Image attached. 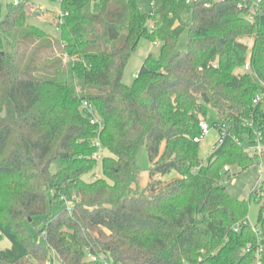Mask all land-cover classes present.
Masks as SVG:
<instances>
[{
  "label": "trees",
  "instance_id": "1",
  "mask_svg": "<svg viewBox=\"0 0 264 264\" xmlns=\"http://www.w3.org/2000/svg\"><path fill=\"white\" fill-rule=\"evenodd\" d=\"M58 1L60 38L29 22L33 0L5 10L0 0V242L11 244L0 264H257L260 246L264 264V182L244 200L221 183L259 158L245 136L251 145L261 133L264 144V101L254 103L264 91V0H153L150 11L139 0ZM187 28V49L175 51ZM142 38L161 42L160 54L127 84ZM210 105L227 135L205 164L194 138ZM99 160L102 177L87 179Z\"/></svg>",
  "mask_w": 264,
  "mask_h": 264
},
{
  "label": "rangeland",
  "instance_id": "2",
  "mask_svg": "<svg viewBox=\"0 0 264 264\" xmlns=\"http://www.w3.org/2000/svg\"><path fill=\"white\" fill-rule=\"evenodd\" d=\"M13 0H2L4 10L7 8V4ZM36 4L33 5V16L29 17V22L33 25H36L46 32L53 35L55 38L61 37V32L57 27V23L60 20L61 16V5L58 0H33ZM140 6L145 11H150L153 9V0H139ZM246 42L251 44V40L246 39ZM189 43V29L187 28L183 34L180 36L175 51H183L187 49ZM161 42H152L149 39L142 38L139 42V45L136 51L130 57L123 75V80L127 84H132L135 80L136 75L139 73L145 58L150 54L158 56L160 54ZM242 71V69H239ZM238 70V72H239ZM207 123L210 126V132L201 139V157L204 159L206 164L209 160V157L213 153L214 143L218 140L220 136L219 129L216 127V122L219 121V113L217 109L213 106H209V113L206 118ZM245 145L250 146L247 141V137L244 138ZM164 147V146H163ZM107 154V151L103 149L102 155ZM253 155V151H251ZM138 167L140 169V184L141 186L147 185L150 180V167L151 161L149 158L147 146H142L139 150ZM264 155L261 158H256L252 165L246 169L242 170L240 166L235 165L231 166L230 172L228 174L223 173L221 183L226 186L227 191L236 198L239 199H249L251 197L252 191L258 190L262 192L261 186L264 182ZM95 175L89 174L87 179H95L102 177V162L98 161V164L95 168ZM177 176L175 171H172L165 176H162V180L165 182L171 181ZM256 193H254L253 200L250 203V210L248 215V221L251 225L255 226L258 224V216L261 208V202L255 199ZM70 203V202H69ZM61 209L60 205H56L55 211ZM42 239V238H41ZM3 246V244H2ZM240 256V250L236 251L234 254L235 259H238ZM47 264H59L57 261L51 263L48 261Z\"/></svg>",
  "mask_w": 264,
  "mask_h": 264
},
{
  "label": "built area",
  "instance_id": "3",
  "mask_svg": "<svg viewBox=\"0 0 264 264\" xmlns=\"http://www.w3.org/2000/svg\"><path fill=\"white\" fill-rule=\"evenodd\" d=\"M188 1L191 2V1H196V0H188ZM261 1L262 0H255V3L259 4V2H261ZM15 3L17 4L18 0H15ZM249 16H250V18H253L252 14H250ZM243 70L253 72L251 65H250V60L247 61ZM262 84L264 86V80L262 81ZM262 101H264V91L257 94V96L254 98L255 104L262 102ZM83 108L85 109L86 113L90 116L92 123H99L100 125L102 124L100 117L98 116L94 106L90 102L85 100L83 102ZM250 125L252 126L253 124L250 123ZM200 127H201V133H200V135H198L197 137L194 138L195 141H201V139L204 138L210 132V126L206 120L201 121ZM226 135H227V125L223 124V126L221 127L220 136H219L218 140L214 143L213 150H215L223 142ZM96 144L99 147V150L96 152L95 156L97 158H99L102 155L103 148H102L101 142L99 140L96 142ZM249 150L253 151V153H257L259 155V158L263 157V155H264V144L262 143L261 133H257V137H256L255 141L250 145ZM261 166L262 167L264 166L263 163L261 164ZM227 169H228V167H226V170ZM244 223H246V222H244ZM240 229H241V226H240V223H238L235 226L234 230L238 232V231H240ZM256 231L259 233L258 229H256ZM248 250H249V248H248ZM262 250H263V248H262V246H260L259 251L257 253V264H262V262L260 260ZM94 259H96V257H94Z\"/></svg>",
  "mask_w": 264,
  "mask_h": 264
},
{
  "label": "crops",
  "instance_id": "4",
  "mask_svg": "<svg viewBox=\"0 0 264 264\" xmlns=\"http://www.w3.org/2000/svg\"><path fill=\"white\" fill-rule=\"evenodd\" d=\"M2 244H3V246H2ZM10 242L8 241V240H3L2 242H0V247L1 248H6V247H10Z\"/></svg>",
  "mask_w": 264,
  "mask_h": 264
}]
</instances>
